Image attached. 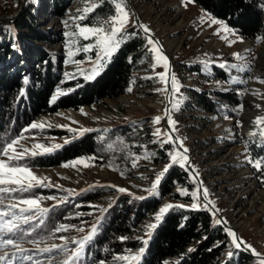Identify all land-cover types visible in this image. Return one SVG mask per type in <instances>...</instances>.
Segmentation results:
<instances>
[{
  "label": "rangeland",
  "instance_id": "obj_1",
  "mask_svg": "<svg viewBox=\"0 0 264 264\" xmlns=\"http://www.w3.org/2000/svg\"><path fill=\"white\" fill-rule=\"evenodd\" d=\"M131 1L138 13L140 26L137 25L135 14L126 1L130 21L125 36L129 30L139 29L147 37L140 67L133 74L132 91L115 99H105L93 106L84 107L83 113L81 109L79 111L61 109L55 114L40 116L32 124L43 123L45 127L32 129L29 125L18 137H24L20 140V146L33 150L36 144H43L46 147L58 144L62 147L65 143L81 136L82 129L106 130L101 139L103 145L95 157L98 161L87 160L88 167L83 164H77L75 167H63L64 164L47 168L31 167L37 176L48 178L45 183L50 181L53 185L38 187L42 191V194L37 195L42 198L40 206L49 211L57 205L70 202L73 197H78L81 192L93 187L113 188L96 194V200L93 203L76 205L67 215L71 220L76 219V222L63 224L68 226L67 231L55 232L59 234L58 237L44 241L39 247L62 245L65 241L60 237H65L68 241L67 247L75 249L77 244L72 241L81 240L91 232L93 225L98 227L104 214L116 205L119 197L129 196V206L134 211L143 200L138 197L146 199L154 196L149 195L147 190L155 182L157 174L166 165L172 163L170 155L167 161L158 160L159 150L171 142L164 143L167 135H170L164 126V119L158 124L154 123V117L164 116L167 109V93L156 91L165 87L157 75L164 72V68L162 64H156L154 53L151 51L152 45L148 43L151 38L159 42L157 46L168 57L169 74H174L179 82L180 91L172 93V119L177 122L175 134L183 142V147L187 148L191 154V165L203 189H207L209 201L216 210H219L218 212L227 223L237 226L245 246L251 245V248L264 254V186L260 182L256 168L246 159L249 155L255 158L251 149L254 137L249 134L252 131L259 132L252 122L257 115L264 113V84L259 82V79H264V42L257 43L242 37L241 41L237 39L239 35H230L221 30V25L218 24L209 27L207 21L203 23L200 21L203 9L195 4H188L185 7L182 0ZM91 3V0H67L63 15L57 16L54 13L53 0H29L24 9L25 0H0V26L3 27H16L26 17L28 6L31 4L36 6L37 25L48 33L49 39L43 42L35 40L31 42V45L41 47L50 53L58 65L56 71L61 80L52 95L57 99L64 95L58 94V90L66 93V84L91 73L93 68V61L96 59L95 51L85 53L82 48L85 44L94 43V38L84 40L82 37L67 35L76 31L77 24L83 26L84 20H72L71 17L80 15L78 10ZM180 8L184 9L183 13L179 12ZM8 18H18V20L13 22ZM223 23L226 25L225 22ZM141 26H146L150 31L145 33ZM218 30H220L219 34H217ZM233 40L236 42L230 44L229 42ZM69 51H72L74 55L69 57ZM234 53H239L242 59H238ZM19 62L25 65L28 72H35L40 66L36 56L29 53H25ZM249 62L251 71H239L238 68L228 67L233 64L241 66ZM221 63L225 64L224 68L219 66ZM194 65H199L200 73L190 71L189 67ZM218 70L228 74L229 79L220 78ZM233 78L237 82H232ZM239 81H247V83ZM209 89L224 93L234 92L240 104L232 106L226 100L214 96V100L220 106L216 113H210L196 103L194 97L195 91ZM256 90L261 93L260 97L252 94ZM55 101L51 98L52 103ZM177 104L179 107H174ZM256 104L261 107L257 109ZM241 106L242 110L234 111ZM237 121L240 122V126H237ZM157 128L160 129V136L153 135ZM172 143H174L173 139ZM257 145L259 146V143ZM175 148V151L169 153L180 151L176 145ZM18 150H21L20 147ZM31 158L26 156L25 160ZM25 160L19 163L25 164ZM134 162L135 167H133ZM171 167L161 178L160 184ZM194 178L198 184L195 176ZM160 184L155 195L162 200V203L154 212L146 215L137 227L131 228L129 233H125L124 229L128 227V224L123 225L122 232L125 234L119 237L116 235L112 239L115 247L110 253L111 260L104 261V264H127L117 257L138 254L139 250L130 248V244L138 245L147 239L173 208H178V205L191 207L193 204L187 202L186 195L180 194L186 188L178 182H175L172 190V194L177 197L163 199L159 193ZM119 188H125L127 191L121 193L118 191ZM18 195V193H12L11 197L15 198ZM50 196L55 199H46ZM198 196L199 201L196 203L199 204V208L205 209L199 184ZM23 197L31 198L32 195L23 193ZM6 203L8 200H5ZM168 204L174 207L157 222L155 216L160 208ZM81 206H87V208L81 210ZM100 209H106V211L101 212ZM45 216L41 219L44 220ZM38 220L40 219H34L31 222ZM151 224L156 226L149 228L148 225ZM22 227L24 228L25 225ZM80 228L84 231H79ZM121 237L127 239L122 240ZM28 240L25 238L23 244V247L29 250L24 255H31L33 260L25 261L24 264H33V261L49 264L50 260L56 264L57 261L65 258L63 253L57 254L55 251L53 253L32 251L34 245L28 243ZM125 243L128 246L123 245ZM235 248L231 237L227 249L222 253L226 261L231 259ZM84 252L81 259L84 258ZM229 252L232 253L231 256L228 255ZM143 253L140 254V258ZM170 263L167 262V264ZM249 264H259L258 258Z\"/></svg>",
  "mask_w": 264,
  "mask_h": 264
},
{
  "label": "trees",
  "instance_id": "obj_2",
  "mask_svg": "<svg viewBox=\"0 0 264 264\" xmlns=\"http://www.w3.org/2000/svg\"><path fill=\"white\" fill-rule=\"evenodd\" d=\"M54 13L62 16L67 0H53ZM93 2V0H91ZM262 0H195V5L210 13L216 19L223 21L235 30L237 35L246 40L257 41L264 35V10L259 6ZM115 0H105L82 25L93 26L103 21L105 17L115 14ZM36 6L31 4L27 8V15L18 25L12 27L0 26V144L18 138L23 129L43 115H52L61 109H80L93 106L105 99H115L127 94L132 87L133 74L140 67V59L145 52L147 37L139 29L127 32V38L120 48L113 54L110 62L95 79L86 80L81 77L66 84L67 92L54 103L51 102L60 77L57 75V63L53 56L41 47L31 45L32 41H46L49 39L37 25L35 15ZM21 36V37H19ZM29 53L36 56L40 66L35 72H28L19 59ZM193 73H200L199 65L189 67ZM218 76L224 80L229 75L218 70ZM23 90V95L21 91ZM214 96L226 100L232 106H238L239 100L234 92H217L213 90L195 91L196 103L210 113L218 111V104ZM202 119V118H201ZM105 129L84 132L77 139L69 141L50 154L32 157L25 160L30 167H55L83 157H97L101 149L102 136ZM259 143V146L257 145ZM259 136L254 137L251 149L254 157H264V148L261 147ZM174 143L165 145L159 150L158 160L167 161L170 151H175ZM157 160V161H158ZM101 162V161H100ZM260 182L264 186V166L257 171ZM175 182L186 188L188 193H197L194 200L189 194L187 202L199 201L198 184L186 166L179 163L173 165L165 179L161 182L159 193L163 199L176 198L172 194ZM113 188L97 186L83 191L70 202L52 208L45 216L43 223L40 220L25 225L31 231L26 237L29 240H50L58 237L55 229L60 224L75 223L68 218V213L76 205L93 203L95 195ZM42 194L39 188H34L31 195ZM130 197L121 196L116 205L109 209L98 227L93 239L85 246L83 259L78 264H95L101 260L109 262L110 253L115 247L112 239L129 233L131 228L137 227L146 215L154 212L162 200L157 195L143 199L133 211L129 206ZM87 206H81V210ZM218 217L208 208L193 209L191 207L173 208L163 219L161 224L152 231L147 239L138 245L130 244V248L144 253L136 264H249L255 258L241 249H236L230 260L226 261L222 253L227 249L231 236L225 231L223 223L217 224ZM128 227L124 228V224ZM127 245L128 244H123Z\"/></svg>",
  "mask_w": 264,
  "mask_h": 264
},
{
  "label": "snow or ice",
  "instance_id": "obj_3",
  "mask_svg": "<svg viewBox=\"0 0 264 264\" xmlns=\"http://www.w3.org/2000/svg\"><path fill=\"white\" fill-rule=\"evenodd\" d=\"M105 0H93V2L89 5L84 7L81 10H78L81 14L75 17H71L72 20H86L89 18V14H93L95 10L100 7ZM182 3L185 7L188 4H194L195 0H182ZM262 10H264V0L259 5ZM128 5L126 0H119L115 4V14L111 17H105L102 22L88 26L84 25L81 26L80 24L76 25V31L72 33H67L69 36L75 37H82L84 40H89L94 38V43H89L83 45V52L88 53L95 51L96 59L93 61V68L91 70V74L86 76V80L95 79L104 68L107 66V63L110 62L111 57L113 54L120 48L121 44L123 43L124 39L127 37L125 33L127 31V27L130 21V14L129 11L126 9ZM200 21L203 23L207 21L209 23V27L212 25H221V30L228 32L230 35L236 36V31L229 29L227 25H225L222 21L212 17L210 13L202 10V15L200 17ZM67 25V21H65ZM145 33L149 32L150 30L146 26H141ZM219 31L217 34H219ZM227 39V37H223ZM237 39L242 41L241 37L237 36ZM236 41H230L229 43H235ZM264 42V35L257 38V43ZM74 43V41H73ZM148 43L152 45L151 51L154 53L156 64L163 65L164 72L157 73L159 77V81L165 85V87L156 89L157 92H169V85L171 88L172 93H178L180 91V85L177 81L174 74H169V63L168 57L163 54L162 49L158 47V41H153L149 38ZM74 53L69 51V57L73 56ZM238 59H242L239 53H234ZM91 60V57H89ZM79 63V62H77ZM221 68L225 67L224 63L219 65ZM155 67V66H153ZM229 68H238L239 71H251L250 62L245 65H228ZM67 75V74H66ZM151 79V77H147ZM259 79V78H257ZM232 82H237L235 78H233ZM240 83H247V81H239ZM261 84H264V79H259ZM129 92L132 91L131 88L128 89ZM23 90L21 91V95H23ZM58 94H64L58 90ZM253 95L260 97L261 93L259 90H256L252 93ZM57 99L56 96L52 97V100L55 101ZM174 107L178 108L179 105H174ZM255 107L259 109L261 105L256 104ZM242 110V106L240 109L234 110L239 111ZM83 113V109H81ZM167 119V124L171 126V130L175 132L176 129V121L172 119V110L167 109L164 113V116H156L154 117V123H160L162 119ZM227 118V117H225ZM254 128H258L259 132L256 131L250 132V136L256 137L259 135L261 140V147L264 148V113L257 115L252 122ZM237 126H240V122L237 121ZM32 129L43 128L45 125L43 123H33L30 126ZM71 130V129H70ZM27 131V129H26ZM90 131V129H82L80 130V134L83 132ZM161 132L160 129L157 128L156 131L153 133L155 136H160ZM167 135V134H165ZM24 137L21 136L20 138L11 139L6 143L0 144V262L3 264H24L25 261L33 260L31 255H24V253L28 252V249L23 247L25 242V238L31 235V231L23 228V225H28L34 219H40V223H43L42 217H44L49 209L42 208L40 206L41 197L35 196L32 194L31 198H24L23 193H31L32 189L38 187H52L53 185L48 180L47 177H39L37 176L32 168L27 164H21L20 161L25 160L26 156L28 157H35L38 155H44L52 152L54 149L60 148L61 145H52V147H46L43 144H36L34 145L33 150H29L28 148H23L20 146V140ZM172 136L167 135V139L164 143L172 142ZM176 140L179 141V148H183V152L176 151L175 153H169L171 156L172 163L166 165L165 168L157 174L155 182L151 185V188L147 191L149 195H155L157 193L158 185L160 184L161 178L165 175V173L169 170V168L179 163L181 167H184L186 163H189V158L186 155L188 149L183 147V142L179 140V137H176ZM67 142V141H66ZM20 147L21 150H18ZM247 151V149H246ZM94 159V157H89L87 159L81 158L79 160H74L69 164H64L63 167H75L77 164H83L85 167H88L87 160ZM248 163L252 164L253 167L256 168L257 171H262V166H264V157L253 158L250 155L246 156ZM135 162L133 163V167H135ZM118 191L124 193L127 191L125 188H119ZM12 193H18L19 195L15 198L11 197ZM71 195V191L69 192ZM181 195H189L187 190H182ZM193 199L197 198V193L193 192L190 194ZM203 200L207 201L204 204V207L207 208L209 203H212L208 200V191L207 189H203ZM139 199H144V197H138ZM46 199H55V197H47ZM5 200H8V203L5 204ZM179 207H183V205H178ZM172 204L165 205L164 207L160 208L159 213L155 216V220L159 222L162 216L169 211V209L173 208ZM214 207V205H213ZM191 208L198 209L199 204L193 203ZM101 212L106 211V209H100ZM216 211H219L218 209ZM27 213H32V215H27ZM215 214V213H214ZM217 224L220 223H227L226 221H221L219 219L216 220ZM156 225L151 224L148 225L149 228H154ZM68 226L60 225L58 228L55 229L56 232L67 231ZM79 231H84L83 228L78 229ZM225 231L229 236L232 237V244L236 248H240L242 241L239 237H237L236 233L231 229L225 228ZM96 232V225L92 226L91 232H89L86 236H84L81 240L76 241L73 240L72 242L77 244L75 249H69L67 247V238L60 237L62 240L65 241L62 245L53 244L50 247H39L43 240H28V243L34 245L32 251L39 252V253H53L54 251L59 254L63 253L65 258L62 261H57L56 264H78V261L81 259V256L84 252L85 245L88 241L93 238V235ZM121 239H127L126 237H121ZM248 248H251V245H246ZM254 255L258 258L259 264H264V254L257 252L254 248H251ZM144 251L143 248L139 250V253L132 256H119L117 259L121 261L127 262V264H132L134 261L140 260V254ZM229 256L232 255L231 252L228 253ZM33 264H40L39 261H33ZM49 264H53L50 260ZM99 264H104V261L101 260Z\"/></svg>",
  "mask_w": 264,
  "mask_h": 264
},
{
  "label": "water",
  "instance_id": "obj_4",
  "mask_svg": "<svg viewBox=\"0 0 264 264\" xmlns=\"http://www.w3.org/2000/svg\"><path fill=\"white\" fill-rule=\"evenodd\" d=\"M28 1H29V0H25V4L23 5V9H24V6L26 5V3H27ZM126 1L130 4V6H131V8H132V10H133V12H134V14H135V18H136L137 25L140 26V21H139V19H138V13H137V11H136V9H135V7H134L133 2H132L131 0H126ZM18 18H19V17H18ZM18 18H13V19H12V18H8V20H12L13 22H16V21L18 20ZM249 41H250V40H249ZM170 63H171V65H172V62H170ZM172 103H173V95H172V91H171V88H170V85H169V92L167 93V109H171V110H172ZM167 109H166V110H167ZM163 122H164V126H165V128L167 129V131L169 132V134L172 136L174 144L176 145V147L178 148V150H180L181 152H183V148H179V147H178V145H179V141L176 140L177 135L175 134V132H173V131L171 130V126H169V125L167 124V119L164 118ZM186 155H187V156L189 157V159H190V160H189V163H186V167H187L188 171H189L190 173H192V174L196 177V179H197V181H198V184H199V186H200V192H201V198H202V201L206 204L207 201H204V200H203V195H202V193H203V187H202V185H201L200 179L198 178L197 173L195 172V170L193 169V167H192V165H191V158H192V156H191V154H190L188 151H187ZM208 200H209V198H208ZM207 208L210 209L213 213H215V214L217 215V217L219 218V220H221V221H225L224 218L222 217V215H221L218 211H216V209L213 207V205H212L211 203H209V204L207 205ZM223 225H224L226 228L231 229L232 231H234V232L236 233L237 237L240 238V233H239V230H238V228H237L236 225H230L229 223H226V224L223 223ZM240 239H241V238H240ZM235 249H241V250L245 251L247 254H249L250 256H253L254 258H257V257L253 254L252 250L249 249L248 247H246L244 243L241 244V247H240V248H235Z\"/></svg>",
  "mask_w": 264,
  "mask_h": 264
},
{
  "label": "bare ground",
  "instance_id": "obj_5",
  "mask_svg": "<svg viewBox=\"0 0 264 264\" xmlns=\"http://www.w3.org/2000/svg\"><path fill=\"white\" fill-rule=\"evenodd\" d=\"M183 10H184V9L180 8V9H179V12H180V13H183Z\"/></svg>",
  "mask_w": 264,
  "mask_h": 264
}]
</instances>
